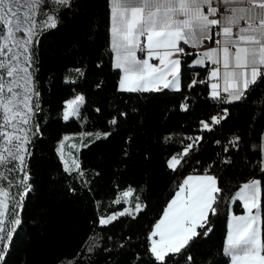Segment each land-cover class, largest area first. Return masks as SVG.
I'll return each mask as SVG.
<instances>
[{"label": "trees", "instance_id": "16d2710c", "mask_svg": "<svg viewBox=\"0 0 264 264\" xmlns=\"http://www.w3.org/2000/svg\"><path fill=\"white\" fill-rule=\"evenodd\" d=\"M109 26V0H69L57 6L55 27L42 29L34 40L27 187L14 190L9 214L13 217L14 209L20 224L0 264H162L151 252L149 231L182 177L204 170L221 188L213 205L216 214L210 212L205 228H197L201 234L167 253L165 261L230 264L223 250L228 202L254 176L261 181L264 243V69L239 100L226 102L210 96L208 68L193 67L194 53L184 47L178 88L123 90ZM67 72L78 79L67 80ZM78 92L83 103L65 119L66 100ZM222 107L227 113L206 128L204 121ZM95 132L100 134L78 149L79 169L69 171L58 152L59 140L69 133ZM177 153L173 168L169 159ZM126 189L142 206L122 215L126 202L117 197ZM111 213L117 215L101 223Z\"/></svg>", "mask_w": 264, "mask_h": 264}, {"label": "snow or ice", "instance_id": "6c2138e0", "mask_svg": "<svg viewBox=\"0 0 264 264\" xmlns=\"http://www.w3.org/2000/svg\"><path fill=\"white\" fill-rule=\"evenodd\" d=\"M44 2L45 0H0V69L5 70L4 73H0V97H2L0 110L4 114V124L0 125V129L7 128L9 124L13 129L0 131V166L7 167L12 161H19L22 166L25 162L23 153L27 151L25 144L28 142V136L16 134L15 122L17 119L25 124L28 122L27 114L31 113L29 97L25 95L21 101L28 113L17 111L15 106L18 94L13 90L17 81L16 79L5 81L3 76L14 78L23 74L27 78V68H21L18 61L21 55L26 61L31 60L27 47L35 34L34 13ZM213 2L214 0H112V36L117 56L116 68L123 69L124 72L121 87L123 88L125 84H134L137 87H130L127 90L137 91L145 84L162 83L163 88L178 85L181 61L169 57L175 52H183V48L179 47L181 42L192 43L195 46L204 39L211 40L215 27L217 30L214 35L220 39H216L214 43L219 47L203 52L202 56L211 60L213 64L222 62L225 82L223 91L231 93L233 99L239 100L243 95L241 85L242 89L246 90L250 84L256 82L264 69V11H254L257 8L264 10V0H247V7H225L223 12L228 15L221 14V19L211 18L220 12V9L211 6ZM222 2L243 4L245 0H222ZM57 3L66 5L68 0H57ZM205 7L208 9L207 13L203 11ZM144 8H155V11L149 12L145 17L142 14ZM178 14L183 15L185 19H173ZM48 20L50 21L48 26L55 27V20L51 16ZM242 21L244 26H241ZM24 33L28 34L26 38L23 36ZM142 37L146 38L143 44ZM20 49H24L23 53ZM137 50L141 53L147 50L148 57H157L164 67L150 64L147 59H137ZM196 63L203 64L204 61L197 60ZM219 72V68H214L212 76L216 77ZM169 73L173 78L164 79ZM212 88L213 96H218L219 92L215 91L217 85L213 84ZM143 90L150 89L143 88ZM82 100L83 97H77V101ZM77 101L70 102L69 107L71 108ZM67 118L65 116V119ZM212 119L219 122L216 117ZM204 126L208 127L207 124ZM169 163L175 168L179 160L174 156ZM12 167L15 168L16 165ZM2 176L3 173H0V177ZM260 185L261 181L254 179L245 183L238 193L248 214L234 215L229 225L230 231L227 234V246L224 252L230 256L231 264H264V254H262L264 244L261 243L260 231L257 227L260 218L258 200ZM220 192L217 179L211 175L189 176L183 181L176 197L168 204L163 219L155 225L156 231L152 233L153 236L159 234L160 237L159 242L153 241L151 248L156 260L167 264L165 261L167 253L178 252L193 237L201 234L196 229L205 228L210 212L216 214V207L213 205L217 204V194ZM129 194L125 193V196ZM7 196L5 186L0 184V225L4 222L5 214L9 212ZM136 208L139 210L140 206L137 205ZM253 210H256L255 213ZM12 214L15 216L14 209ZM107 222L110 221H101V223ZM11 223L19 225L20 220L13 218ZM14 230L13 228L7 232V239H11ZM210 230L209 227L203 234L206 235ZM3 231L5 229L0 226V232ZM168 259L171 257L169 256Z\"/></svg>", "mask_w": 264, "mask_h": 264}, {"label": "rangeland", "instance_id": "374dc122", "mask_svg": "<svg viewBox=\"0 0 264 264\" xmlns=\"http://www.w3.org/2000/svg\"><path fill=\"white\" fill-rule=\"evenodd\" d=\"M60 5L59 3H48L46 6L45 4H42L38 6L37 10L34 13L35 19H34V27H33V32L35 33L32 36V39L30 43L28 44L27 51L29 55L31 56L30 61H26L24 59V56L21 55L20 59L18 61L19 65L21 68H27V78L24 77V75L16 76V77H7L6 75L3 76V79L5 81H11L12 79H16L17 84L14 86V92H16L17 95V103H16V110L22 113H28V110L24 108L23 103V98L25 95L29 97L28 104L31 107V113L27 114V120L28 122L22 123L19 119L15 122L17 125V135H27L28 136V141L30 139V136L33 133L34 130V125H33V120H32V114L33 110L35 108V96H34V87H33V57H32V48L34 44V40L37 36V34L44 28L49 27L48 24L50 21L48 20V17L51 16L55 20V11L57 6ZM19 35V34H18ZM27 33H24L23 36L26 38ZM24 49H20V52L23 53ZM74 70V69H73ZM5 70L0 69V73H4ZM78 73L81 72V70H76ZM79 77L78 76H73L72 74L70 75L69 72L66 74V79L75 81ZM28 89H31V91H28ZM6 91V90H5ZM9 96L11 94H8ZM77 97H83L80 92L77 94L69 97L66 100V107L64 109V117L67 116L68 118L77 114L82 103V101H77ZM2 99V97H0ZM77 101L76 103L72 104L71 108L69 107L70 102ZM3 112L0 110V125L4 124L3 120ZM12 126L9 124L7 128L0 129V131H12ZM100 133H77V134H65L58 142V152L59 155L65 165V167L69 171L77 170L79 169V161H78V149L80 146L88 142L89 140L97 137ZM14 143H20V141H14ZM28 147V142L25 144V148L27 149ZM26 157L27 151L23 153ZM12 165H16L15 168L12 167ZM11 169V170H9ZM23 169V170H21ZM14 172L16 174H14ZM0 173H3V176L0 177V184H3L6 188V191L8 192V196L6 198V202L8 204V209L10 211L12 201H13V194L14 190L16 191L17 187L19 189L24 190L27 187L26 184V178H27V172L25 170V162L24 165H20L19 161H12L11 164H9L7 167L0 166ZM20 184H19V183ZM17 183V184H16ZM14 185V188H11V186ZM125 193H130L129 195L125 196ZM118 200H123L126 202V207L121 211L123 212H128V213H134L137 211L136 206L139 205L140 207L142 206L141 201L139 200L138 197L134 196L132 194V190H124L118 194L117 197ZM117 214L116 213H111L108 215H104L100 218V221H109L113 217H115ZM13 218H17L16 216H10L9 212H7L4 216V222L2 226L5 231L0 232V237L3 239H0V256L3 252V249L7 246V243L9 239H7V232L11 231L16 225H13L11 223V220Z\"/></svg>", "mask_w": 264, "mask_h": 264}, {"label": "crops", "instance_id": "0c3cea01", "mask_svg": "<svg viewBox=\"0 0 264 264\" xmlns=\"http://www.w3.org/2000/svg\"><path fill=\"white\" fill-rule=\"evenodd\" d=\"M53 2L54 3H57V0H45V2L43 4H45L47 6L48 3H53ZM217 2H219L220 4H222V5L226 6V7H231V8H239V7H247L248 6L247 5V0H245V2L243 4H238V3L224 4L222 2V0H214V2L211 4V6L214 7V8H216V3ZM109 6H110V26H109L110 47H111V50H112L113 65H114V67H116L117 56H116V50L113 47V36H112V26H113L112 0H109ZM205 8L203 9V11L205 13H207V11L205 10ZM154 11H155V8H144L142 14L146 17L149 14V12H154ZM254 11L255 12H260V11H264V10H261V9H258L257 8V9H254ZM223 15H228V13H225ZM221 18H222V15H220L219 19H221ZM34 19H35V16H34ZM173 19L183 20V19H185V17L183 15L178 14V15H175L173 17ZM242 22H241V24H242ZM234 33H235V31H234ZM219 39H220V37H219ZM141 40H142V44H143L144 41L146 40V38H143L142 37ZM179 47H181V48H184V47L185 48H188L190 51H192V53H194V56H193L192 61H191V65L193 67H205L206 66L208 68V70H209L208 71L209 78H215L216 79V81H214V82H209V88H210L209 94H210V96L217 97V96H213V91L214 90L212 88V85L213 84H216L217 85V88L215 89V91L221 93L223 95V98H224V100L226 102L232 101V100H236V99H233L232 98L231 93H226V92L223 91V89L225 87V82H224V78H223V66H222V62L219 63V64H213L211 60H209V59H207V58H205V57L202 56V53L203 52H205V51H207V50H209V49H211L213 47H216V46H213L212 45V39L211 40L208 39L207 42L200 41L195 46L192 43L185 44V43L181 42L179 44ZM182 53L183 52H175L172 56L169 57V59H179L181 61V59H182ZM136 55H137V59H139V60L147 59L150 64L156 65L157 67H160V68H163L164 67V65L160 63V61H159V59L157 57H155V56L148 57L147 50H145V52L142 53L141 55H139L138 52H137ZM220 55L222 57V53ZM197 60H203L204 63L203 64H197L196 63ZM214 68H219L220 69V72H219V74L216 77H213L212 76V71H213ZM179 69H180V65H179ZM119 70L121 72L120 78H119V82H118V86H119L120 89L127 90L130 87H137V85H134V84H125L123 86V88H122L121 87V80L124 78V72H123V69H119ZM172 78L173 77H172V75L170 73L169 74H166V76L164 77V79H166V80H171ZM179 86H180V71H179V83H178V85H176L174 87L173 86H170L168 88L176 89ZM162 87H163V84L162 83L161 84H157V85L145 84V85L140 86V90H143V88L154 89V88H162ZM229 87H231V84H229ZM241 90L243 91L242 85H241ZM172 157H174V156H172ZM172 157L169 159V162L172 160ZM178 160H179V158H178ZM169 165H170V163H169ZM260 165H261V168L264 170V128H263L262 136H261ZM205 174L214 176L212 173L204 170V171H189L188 173H186L182 177V179L180 180V182L178 183V185H177V187H176V189L174 191V194L167 201V203L165 204V206L163 208L162 213L154 221V223H153V225H152V227H151V229L149 231V234L148 235H149V240H150V249L153 246V241L154 240L157 241V242H159V240H160L159 234H157L155 236L152 235V233L156 231L155 225L157 223H159L161 219H163V214L167 210L168 204L171 203V201L176 197V193L179 191V188L183 184V181L185 179H187L189 176L197 177V176H203ZM254 179L259 180L258 177H255L254 176V177H251L248 180L242 182L240 184V186L233 192L232 196L229 199V202H228L227 229H226V234H225V239H224L223 250L227 246V234L230 231L229 225L232 222V217L234 215H247L248 214L247 211H246V209H244V207H243L244 202L239 199L238 193L241 191V189L243 188V185L245 183H249V182H251ZM127 190H130V189H126V191ZM258 200H259V205H260V194H259ZM255 211L256 210H253L254 213H255ZM257 227L259 228V231H260L261 243L264 244L263 241H262V236H261V217L259 218V222H258ZM196 231H197V229H196ZM262 254H264V253H262ZM229 259H230V264H231V258H230V256H229Z\"/></svg>", "mask_w": 264, "mask_h": 264}, {"label": "built area", "instance_id": "2783aa9c", "mask_svg": "<svg viewBox=\"0 0 264 264\" xmlns=\"http://www.w3.org/2000/svg\"><path fill=\"white\" fill-rule=\"evenodd\" d=\"M225 7H226V6H224V5L220 4L219 2H217V3H216V8L220 9V12H218L216 16L211 17V18L219 19V17H220L221 14H225V13L223 12V9H224ZM205 10L208 11L207 7L205 8ZM241 25L244 26V23L242 22ZM216 30H217V29L214 27V28H213V33H212V35H213V38H212V45H213V46H216V47H219L218 45H216V44L214 43V41H215L216 39H219V37H217V36L214 35V33H215ZM233 31H235V29H233ZM207 41H208V39H204V40H202V42H207ZM230 50H231V49H230ZM137 52H138L139 55L142 54L139 50H137ZM214 81H216L215 78H209V82H214ZM218 99H219V100H222V99H223V95H222L221 93H219V95H218ZM226 113H227V109H226L225 107H222V108L217 109L216 111H214V112L211 114L209 120H205V121H204V125L207 124L208 127H211V126L215 123V121L212 119L213 117H216L218 120H220V119H221ZM179 155H180V154L177 153V157H178Z\"/></svg>", "mask_w": 264, "mask_h": 264}]
</instances>
